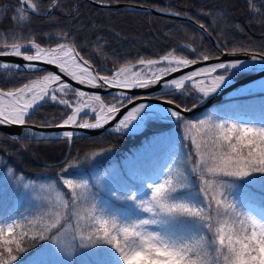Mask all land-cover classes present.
Returning a JSON list of instances; mask_svg holds the SVG:
<instances>
[{"label":"snow or ice","instance_id":"obj_1","mask_svg":"<svg viewBox=\"0 0 264 264\" xmlns=\"http://www.w3.org/2000/svg\"><path fill=\"white\" fill-rule=\"evenodd\" d=\"M42 3L18 0L11 19L21 32L31 33L32 15L51 20V13L61 7L59 0H50L48 9L43 10ZM96 3L110 7L112 0ZM74 14L75 10L67 13ZM199 26L207 31L203 23ZM44 35L49 41H58L56 46L43 47L35 33L12 35L7 30L0 36V57L24 61L0 60L3 74L36 76L19 87L0 88V126L22 128V135L9 137L18 145L14 152L28 151L33 141H63L71 147L78 129H100L109 124L111 134L117 137L147 128L161 132L170 127L162 121H173L182 132L177 133L168 163L159 171L148 172L133 158L127 166L108 171L100 183L84 178L79 171L81 163L94 160L97 167L102 166L101 158L112 151L111 147L58 161L56 196L42 199L38 210L29 216L21 213L0 219V264H20L21 254L30 249L34 253L27 264H51L40 257L67 256L79 249H93L100 257L97 264H264V196L252 191L257 184L264 191V116L259 121H241L228 117L223 109L224 114L215 117L189 119L187 115L228 89L241 95L256 88L264 93V77L247 82L257 71L264 73V51L241 59L240 53L248 50L243 46L228 48L226 41L220 56L187 44L181 46L187 51L183 56L169 52L159 59L138 58L136 64L141 70L147 68L146 74L134 72L129 77L121 67L111 75H101L77 50L70 32ZM189 55L194 58L189 59ZM225 55L233 58L224 60L221 57ZM210 60L215 63L167 79L172 73ZM40 63L56 65L79 84L116 89L114 102L106 103L99 94L74 88L61 75L41 74ZM189 84L191 92L186 91ZM157 85L160 95L154 99L162 102L159 107L137 103L145 98L125 91ZM69 93L75 100L68 98ZM181 97L191 99V106ZM49 103L63 106L64 118L33 123V116ZM53 128L60 130L59 135H46L45 130ZM2 168L7 169L8 180L29 195L45 190L43 185L38 190L34 182L25 183L0 158ZM7 186L8 181L0 179V191Z\"/></svg>","mask_w":264,"mask_h":264},{"label":"trees","instance_id":"obj_2","mask_svg":"<svg viewBox=\"0 0 264 264\" xmlns=\"http://www.w3.org/2000/svg\"><path fill=\"white\" fill-rule=\"evenodd\" d=\"M118 2L187 13L188 17L206 26L207 31L217 43L218 40L220 41L218 44L221 48L224 47L223 41H226L228 48L243 46L248 51L258 53L264 51V8H261L264 0H118ZM59 3L61 7L51 13V20L46 16H31V33L36 34L42 46L49 47L58 41L47 40L45 33L70 32L80 54L101 73L110 74L112 70L128 62H136L138 58L159 57L167 52L186 55L187 51L181 48L182 44H191L198 51L214 56L219 55L218 48L209 41L207 36L186 20L128 8H104L87 0H59ZM49 4L50 0H43L42 9L47 10ZM17 5L18 0H0V36L7 30H11L12 35L31 34L28 31L21 32L20 26L14 25L11 19L14 15L13 9ZM65 5L68 7H64ZM74 10V15H67ZM174 49L179 50L173 51ZM188 57L194 58L191 55ZM3 73L4 70L0 69V88L4 89L19 87L34 77L32 74L24 73L13 78L11 72ZM189 89L187 87L186 91ZM72 97L73 95L69 93L68 98ZM103 99L106 102L113 101L109 96H103ZM180 99L188 106L193 103L191 99L184 97ZM221 109L231 118L241 115L264 116V93L226 99L188 117L189 119L201 118L209 112L223 115ZM62 110L63 106L51 103L43 105L33 116V123H40L44 119H55L59 122L64 118L61 114ZM161 123L170 127L164 128L161 132L147 128L135 135L120 137L105 131L92 136L75 138L70 150L63 141L57 143L33 141L28 144V151L19 154L14 152V148L18 145H14L9 136L0 131V158L15 170L18 177H23L25 183L34 182L36 185L45 183L56 188L60 167L58 161L62 163L70 156L82 158L84 154L111 147L112 151L101 158L102 166L97 167L94 160L81 163L79 171L84 174V178L91 177L93 180L110 167L115 169L123 166L124 162L142 145L152 143L163 133L171 129L177 133L181 132L175 123ZM175 142L165 151L145 157L139 161L140 165L148 172L161 170L168 163V157L175 147ZM0 179L8 181V186L0 191V219H3L12 213H19L20 204L16 195L22 188H18L15 181L8 180L6 168L0 169ZM252 191L259 196H264V191H261L260 187ZM29 215L31 214L25 216ZM42 242L40 241L39 244ZM89 250L94 252L93 249ZM33 253L32 249L22 253L21 261ZM95 256L98 261L100 257Z\"/></svg>","mask_w":264,"mask_h":264},{"label":"water","instance_id":"obj_3","mask_svg":"<svg viewBox=\"0 0 264 264\" xmlns=\"http://www.w3.org/2000/svg\"><path fill=\"white\" fill-rule=\"evenodd\" d=\"M87 1L92 3V4H94V5H96V6H100L99 4L96 3V0H87ZM110 7L128 8V9H133V10H138V11H143V12H149V13L160 15V16L174 17V18H179V19H182V20H186V21L192 23L198 29H200L207 36L209 41L211 43H213L218 48L219 55H216V56H220L221 55V49L222 48L215 41V39L209 34L208 31H204V30H202L200 28V26H199L200 23H197L196 21H194L193 19H191L188 16L166 15V14H164L163 11H161L162 9H160V8L148 7V6H144V5H136V4L125 3V2H112ZM104 8H109V7H104ZM55 46L56 45L51 46V47H55ZM251 54H257L258 55L260 53L253 52V51H247V53H245V52L242 51L240 53V58L241 59H248V56L251 55ZM160 57L151 58V59H159ZM221 58L224 59V60H229V59H232L233 57L225 55V56H222ZM0 60L11 61V62L17 63V64L24 63V61H22V59L16 58V57H0ZM210 63H215V60H210L208 62H205L204 64L193 65L192 67L183 69L181 72L172 73L171 76L167 77V79H172L173 77H178V76H180V75H182L184 73L193 71L196 68L203 67L206 64H210ZM129 64L133 65V66H136V67L138 66L136 64V62L129 63ZM129 64H125V65H129ZM125 65H123L121 67H124ZM40 67H41L42 72H45V74L51 72V73H55V74L61 75L62 78L65 81H67L70 84H72V86L74 88H78V89H80L82 91H85V92H88L90 94H99L101 97H102V95H106V96H111L112 97L115 94V92L117 91L116 89H110L108 87L93 88V87L88 86V85L79 84L76 81L71 80L70 77L65 76L63 73H61L59 68L56 67V65L40 63ZM121 67H119V68H121ZM119 68L116 69V70H113V71H117V70H119ZM138 68H140V67L138 66ZM95 70L98 71L96 68H95ZM112 72H111V74H112ZM111 74H109V75H111ZM101 75H103V74H101ZM261 77H264V73H261V72L257 71L256 73L252 74L250 77L247 78V82H251L252 80H259V79H261ZM188 86H190V84ZM125 91H128V93L130 95H133L135 97H143V98H145L143 100H137L136 101L137 103L144 102V103H151V104H153V106H157V107L162 106V102L157 101L156 99H154V95L160 94V86L159 85L155 86L154 88H149V89H131V90H125ZM257 93H262V92H260L259 89H256L250 94L241 95V94L237 93L234 89H228V90H225L222 94H219L218 96L214 97L206 105H201L199 108L195 109L192 113H189L187 115L189 116V115L194 114V113H196L198 111L209 109V108H211V106H213L217 102H220V101H223V100H226V99H229V98L247 96V95H252V94H257ZM85 99H87V98H85ZM97 103H99V102H97ZM90 115L92 116L91 113H90ZM167 122L174 123L173 121H167ZM111 123H115V121H113ZM110 129H111V124L105 125L104 128H100V129H78L77 130V135H76L75 138L96 135V134H99V133H102V132H105V131H110ZM0 131L3 132L4 134H6L9 137L15 136V135H22V128L20 126L4 125V126H0ZM45 132H46V135H59L60 130L53 128V129H47V130H45ZM70 148L71 147H69V150H70ZM69 150H68V152H69Z\"/></svg>","mask_w":264,"mask_h":264},{"label":"rangeland","instance_id":"obj_4","mask_svg":"<svg viewBox=\"0 0 264 264\" xmlns=\"http://www.w3.org/2000/svg\"><path fill=\"white\" fill-rule=\"evenodd\" d=\"M173 55L176 56L175 54H173ZM133 69H136V68H133ZM154 69L155 68H153L152 71L156 70V69L155 70ZM145 72L148 73L147 68H145L143 70V73H145ZM191 91H192V89H191V85H190V89L188 92H191ZM71 99L75 100V97L73 96ZM94 103H97V102H94ZM216 115H217L216 112H209L207 115H204L201 118L203 119V118H206L208 116L215 117ZM261 118H262V116H244V115H241V116L236 117L234 119H239L241 121H248V120L259 121ZM181 132H182V129H181ZM176 136H177V132L174 129H171V130L163 133L161 135V137L156 139V140H160L162 137H166V138H170V139L165 140L161 143H155L153 141L150 144L142 145L135 153L132 154V156H130L124 162L123 166H127L129 161L133 160V158H136L138 161H141L145 157H151L159 151H165L168 147L171 146V144H173L175 142ZM113 169H114V167L108 168L105 172H102L101 174L94 177L93 181L100 183L101 178L104 177L108 171H111ZM41 186L42 185H36V188L39 190L41 188ZM43 186H44L45 190H39L38 192L31 194V195L26 193L23 188L17 193L18 195H16V199L20 204L19 205L20 206V208H19L20 214L21 213L24 215L33 214L38 210V206L40 205L42 199L47 200L49 195H51L53 197L56 196L57 187L55 188L51 184H45V183H43ZM256 187H260V186L258 184L253 186L252 190ZM19 213L18 214L16 212L12 213L8 217H14V218L18 217ZM43 243L44 242H42L41 244H43ZM31 256L32 255L28 256L23 261H20V264H27V261L30 259ZM40 258L45 260V261L51 262V264H58V262L62 261V260H67L70 262V264H96V262H97V258L95 256L94 252H91V250H89V249H79L78 251H74L71 255H67V256H65L63 254H55V255H44Z\"/></svg>","mask_w":264,"mask_h":264},{"label":"bare ground","instance_id":"obj_5","mask_svg":"<svg viewBox=\"0 0 264 264\" xmlns=\"http://www.w3.org/2000/svg\"><path fill=\"white\" fill-rule=\"evenodd\" d=\"M124 68L126 69V73L125 74L128 75L129 77H131L134 72H140V71L145 69V68H143L142 70H141V68L133 69L134 68L133 65H126V66H124ZM256 89H258V88H256Z\"/></svg>","mask_w":264,"mask_h":264}]
</instances>
